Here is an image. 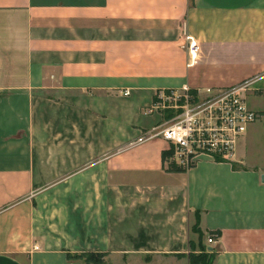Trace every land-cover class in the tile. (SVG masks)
Instances as JSON below:
<instances>
[{
	"label": "crops",
	"instance_id": "crops-1",
	"mask_svg": "<svg viewBox=\"0 0 264 264\" xmlns=\"http://www.w3.org/2000/svg\"><path fill=\"white\" fill-rule=\"evenodd\" d=\"M241 81L256 107L264 0H0V264H189L196 211L213 264H264V107L232 160L134 143L157 89Z\"/></svg>",
	"mask_w": 264,
	"mask_h": 264
},
{
	"label": "built area",
	"instance_id": "built-area-1",
	"mask_svg": "<svg viewBox=\"0 0 264 264\" xmlns=\"http://www.w3.org/2000/svg\"><path fill=\"white\" fill-rule=\"evenodd\" d=\"M188 50L195 59L198 46L188 36ZM191 64V63H189ZM249 84L225 87H182L156 90L153 100L142 107L145 115H159V121L142 131L134 143L151 139L168 142L165 164L190 169L203 156L217 161L235 158L239 139L261 113L249 106ZM129 91H125L127 94ZM217 240L207 236L208 245Z\"/></svg>",
	"mask_w": 264,
	"mask_h": 264
},
{
	"label": "trees",
	"instance_id": "trees-1",
	"mask_svg": "<svg viewBox=\"0 0 264 264\" xmlns=\"http://www.w3.org/2000/svg\"><path fill=\"white\" fill-rule=\"evenodd\" d=\"M169 154V152L166 150L163 151L162 156L165 163L166 156ZM166 165V164H165ZM167 166V165H166ZM167 170H173V171H183L186 169H183L181 167H178L176 165H170L166 167ZM200 213L199 211H196V220L192 226V230L197 233V240H191L190 241V251H189V264H213V261L216 256V248H209V245L205 243V233L200 227ZM216 234L217 237L219 236V231H210L208 232V235ZM103 252H85V253H68L67 256L69 259H78L81 258L85 262L89 263L92 262L94 264H102L100 263L99 256Z\"/></svg>",
	"mask_w": 264,
	"mask_h": 264
},
{
	"label": "rangeland",
	"instance_id": "rangeland-1",
	"mask_svg": "<svg viewBox=\"0 0 264 264\" xmlns=\"http://www.w3.org/2000/svg\"><path fill=\"white\" fill-rule=\"evenodd\" d=\"M187 39H188V36H187ZM241 82H245V83L249 84V82H247V81H241ZM250 92L251 91L249 90V86H248V89H247V101H249L248 100V95L250 94ZM250 101H252L251 97H250ZM260 105L262 107H264V98L261 99L260 101H258V103H256V107H253V108H257ZM141 114H142L141 118L144 119V124H148L150 126L155 123V120H156L157 116H159L158 114L145 115L143 112ZM253 126L256 127V132L254 133L255 140H252V144H251L253 146V148H252L253 149V154L257 158L258 162L264 163V116L261 117V120L259 122L255 123V125H253ZM143 130L144 129L140 130L138 136L142 133ZM136 138L134 140H136ZM151 140H154V139H151ZM163 141H164L163 144L167 146L168 142L165 141V140H163ZM166 167H168V166H166ZM196 240L197 239H195V241ZM99 259L101 261L100 263L103 264L105 262V254L104 253L100 254ZM89 263H92V262H89Z\"/></svg>",
	"mask_w": 264,
	"mask_h": 264
},
{
	"label": "water",
	"instance_id": "water-1",
	"mask_svg": "<svg viewBox=\"0 0 264 264\" xmlns=\"http://www.w3.org/2000/svg\"><path fill=\"white\" fill-rule=\"evenodd\" d=\"M209 248L211 249L212 247H211V246H209Z\"/></svg>",
	"mask_w": 264,
	"mask_h": 264
}]
</instances>
